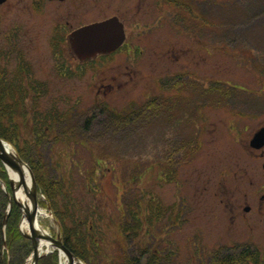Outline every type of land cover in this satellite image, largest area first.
<instances>
[{
	"label": "rangeland",
	"instance_id": "rangeland-1",
	"mask_svg": "<svg viewBox=\"0 0 264 264\" xmlns=\"http://www.w3.org/2000/svg\"><path fill=\"white\" fill-rule=\"evenodd\" d=\"M199 10L212 23L215 40H227L231 46L217 48L213 60L200 57L192 65L193 90H184L180 110L191 116L197 109V122L184 121L176 128L153 116L150 137L144 113L132 126L112 129L103 123L108 118L97 126L105 117L102 113L93 121L95 127L83 132L85 143H48L33 154L48 176H69L66 189L81 207L97 206L99 251H92L91 262L84 264H117L144 249L146 257L159 264H224V255L241 253L251 236L252 245L264 247V219L250 227L243 217L245 202L252 204L251 194L264 191L257 186L264 183V159L258 161L249 149L254 131L264 124V0H200ZM4 27L0 22L1 47L10 41ZM28 41L32 47L27 51L39 63V73L48 70L40 64L50 52L45 38L37 41L31 31ZM7 63L2 57L0 66ZM80 81L70 78L63 86L65 95L54 94L63 99V111L81 99L80 110L68 121L78 127L89 117L85 110L93 98L87 93L84 102L83 92H74ZM141 88L124 103L130 98L144 101ZM44 101L48 108L50 103ZM21 134L29 136L27 126L22 125ZM43 199L42 204L47 202ZM43 206L49 216H40V224L55 235L58 225L50 207ZM125 208L139 218H123ZM247 215L250 219L252 214ZM120 223L132 229L124 233Z\"/></svg>",
	"mask_w": 264,
	"mask_h": 264
},
{
	"label": "flooded vegetation",
	"instance_id": "flooded-vegetation-1",
	"mask_svg": "<svg viewBox=\"0 0 264 264\" xmlns=\"http://www.w3.org/2000/svg\"><path fill=\"white\" fill-rule=\"evenodd\" d=\"M199 4L200 0H0V22L5 25L2 31L25 53L18 57V67L31 81L29 90L49 97L48 108L60 109L63 99H55L54 94L64 96L67 89L63 86L67 81L81 79L82 86L74 88V92L81 90L84 102L85 94L93 97L86 110L83 109L89 112V117L85 116L81 134L94 128L93 121L99 120L97 117L102 113H106L105 117L97 126L108 118L103 123H108L111 129L132 126L144 113L151 137L153 116L160 115L165 125L176 128L184 121L197 122V109L191 116L180 110L184 90L192 89L191 80L196 75L192 65L200 57L213 60L217 48L227 50L222 43L216 45L212 23L200 15ZM201 19L207 23H201ZM93 25H100L97 28L101 33L97 36L100 48L80 49L74 34ZM31 31L37 41L44 37L50 49L40 61L41 67L48 70L41 73L39 63L27 51L32 47H27ZM101 41L112 42V47H103ZM177 64L181 66L175 71L173 67ZM146 67L151 70L149 73ZM89 72L91 77L87 76ZM141 86L144 101L130 98L124 103V98ZM80 102L77 98L76 103H69L67 110L79 111ZM261 129L264 124L249 140V149L255 151L252 153L258 161L264 159V146L257 148L252 140ZM62 130L64 135L58 134L61 132L57 126L47 128L44 141L85 143L82 135L73 136L68 129ZM262 169L264 172V163ZM257 186L264 189V183ZM251 195L254 206L246 201L243 207L244 221H250V227L264 219V191ZM248 213L252 214L250 219ZM251 238L243 242L244 264H264V247L252 245Z\"/></svg>",
	"mask_w": 264,
	"mask_h": 264
},
{
	"label": "trees",
	"instance_id": "trees-1",
	"mask_svg": "<svg viewBox=\"0 0 264 264\" xmlns=\"http://www.w3.org/2000/svg\"><path fill=\"white\" fill-rule=\"evenodd\" d=\"M28 84L31 85V81L25 78L21 67L10 70L5 66H0V137L9 141L19 156L32 168L39 189L47 198V202L43 204L52 209L61 227L65 246L77 257L91 262L90 254L92 251L93 253L99 251L100 246L95 237L100 220L96 210L97 206L91 204L84 208L81 207L78 204L80 201L72 198L70 190L68 192L66 189L69 176H65L62 172H58L54 177L48 176L42 170L43 165L39 166L37 164L39 161L36 163L33 159V154H38L40 149L48 146V143L42 141L40 131L44 132L45 127H51L55 122L67 119L69 113L34 110L38 100L36 96H30L31 91ZM32 109L34 111H31ZM22 125L27 126L29 136H22ZM89 177L93 178L92 175ZM0 179L9 185V176L1 161ZM8 204V196L0 183V264H24L32 252V243L19 230L22 211L16 204L7 218V225L4 229ZM130 210L125 208L122 217L129 216L135 221L139 217ZM140 223L141 221L138 220L137 224ZM120 228H123L121 231L124 233L132 229L129 223H124V227L120 223ZM146 256L144 249L141 254L127 256L117 264H159L155 258L148 259ZM58 262V252L55 251L42 257L38 264H58ZM224 264H244L243 251L238 254H225Z\"/></svg>",
	"mask_w": 264,
	"mask_h": 264
},
{
	"label": "water",
	"instance_id": "water-1",
	"mask_svg": "<svg viewBox=\"0 0 264 264\" xmlns=\"http://www.w3.org/2000/svg\"><path fill=\"white\" fill-rule=\"evenodd\" d=\"M99 25L91 26L87 28L86 30L77 32L74 36L76 37L77 41L80 43V40L82 38L88 39V44L90 47H98L96 45V41L98 40L97 36L100 37L101 33L97 30ZM96 39V40H95ZM103 44V43H102ZM7 144L3 139L0 138V159L4 163L6 167L10 166L13 169L20 170L22 166H26L29 170L31 181H32V189L28 190V196L31 199V207L29 210L24 209L26 213V218L30 224L31 233H25V236L32 240L33 247H34V260L32 264H37L38 260L40 258L39 255V241L41 240H48L52 246L55 248H58L60 251H63L69 258L70 264H73L75 260V256L73 253L65 247L63 244L60 235L55 238L51 234L47 233L46 231L42 232L39 227L36 224V215H37V208H38V187L37 183L34 177V174L30 167L16 154L13 152H9L8 150H5L4 145ZM252 144L256 147H261L264 144V130H261L255 138L252 140ZM11 186L14 192L19 190L21 187V184L15 185L13 180L11 179ZM22 184L24 185V181H22ZM26 187V185H25ZM18 205L23 208L24 204L16 201ZM10 206L12 207V200L10 199ZM6 223V220H5Z\"/></svg>",
	"mask_w": 264,
	"mask_h": 264
},
{
	"label": "bare ground",
	"instance_id": "bare-ground-1",
	"mask_svg": "<svg viewBox=\"0 0 264 264\" xmlns=\"http://www.w3.org/2000/svg\"><path fill=\"white\" fill-rule=\"evenodd\" d=\"M5 150H8L9 152H13V149L8 146V145H4ZM9 173L11 178L13 179V182L15 185L20 184L22 181H24V184H26L27 189L30 190L32 187V181H31V177L29 174V171L27 169V167L22 166V168L20 170L17 169H13L12 167L9 166ZM27 190L24 189V187H21L20 190L16 191L15 197L17 200H19L20 202L24 203V208L29 210L31 207V201L29 199V196L27 194ZM38 214H37V225L39 227V229L41 231H44V229L42 228L40 221H39V217H47L49 216L47 211L42 209L41 207H39L38 209ZM29 223L24 219L22 224H21V228L24 232H29L30 227H29ZM48 248L50 247V242L48 240H41V251L45 252ZM32 263V256L30 257L28 264ZM69 260L67 259V257L62 254V264H68ZM75 264H84L81 261H75Z\"/></svg>",
	"mask_w": 264,
	"mask_h": 264
}]
</instances>
